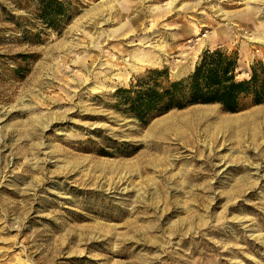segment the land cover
Wrapping results in <instances>:
<instances>
[{
    "label": "rangeland",
    "instance_id": "rangeland-1",
    "mask_svg": "<svg viewBox=\"0 0 264 264\" xmlns=\"http://www.w3.org/2000/svg\"><path fill=\"white\" fill-rule=\"evenodd\" d=\"M58 1L60 32L0 0V264H264V106L141 126L113 96L216 48L247 78L264 0Z\"/></svg>",
    "mask_w": 264,
    "mask_h": 264
},
{
    "label": "trees",
    "instance_id": "trees-1",
    "mask_svg": "<svg viewBox=\"0 0 264 264\" xmlns=\"http://www.w3.org/2000/svg\"><path fill=\"white\" fill-rule=\"evenodd\" d=\"M36 1L37 19L45 28L60 32L69 19L64 5L58 0ZM237 67L236 52L205 50L186 78L171 81L167 72L150 70L128 88L116 89L114 109L147 126L157 117L195 105H215L229 114L244 108V98L251 106H264V63H253L245 79H238Z\"/></svg>",
    "mask_w": 264,
    "mask_h": 264
},
{
    "label": "bare ground",
    "instance_id": "bare-ground-1",
    "mask_svg": "<svg viewBox=\"0 0 264 264\" xmlns=\"http://www.w3.org/2000/svg\"><path fill=\"white\" fill-rule=\"evenodd\" d=\"M150 55H148L147 53H141L139 55H136V54H133L132 55V58L134 60H136V62L140 65V66H149L151 65L152 63V60L150 59ZM194 113L196 114L197 116V119L198 120H206L210 117H212L216 111L214 109H205V110H197V111H194ZM253 116L255 117H264V114L261 113L260 111H256L253 113ZM171 118H168L166 120H163L160 122V125L165 123L167 120H170Z\"/></svg>",
    "mask_w": 264,
    "mask_h": 264
}]
</instances>
